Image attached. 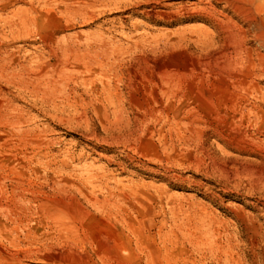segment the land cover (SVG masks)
<instances>
[{
	"label": "rangeland",
	"instance_id": "1",
	"mask_svg": "<svg viewBox=\"0 0 264 264\" xmlns=\"http://www.w3.org/2000/svg\"><path fill=\"white\" fill-rule=\"evenodd\" d=\"M213 6L0 0V264H264V78Z\"/></svg>",
	"mask_w": 264,
	"mask_h": 264
},
{
	"label": "bare ground",
	"instance_id": "2",
	"mask_svg": "<svg viewBox=\"0 0 264 264\" xmlns=\"http://www.w3.org/2000/svg\"><path fill=\"white\" fill-rule=\"evenodd\" d=\"M216 2L223 3L225 8L232 13L231 16L216 14L215 6L203 8L198 11L199 14L197 15L198 19H207L215 23L216 38L218 43L222 45L215 55L224 57L226 62H230L229 64L232 62L248 63L253 77L264 78V60H262L257 49L252 50L247 47L249 38L256 43L258 48L264 49V0H216ZM217 17H221L222 20H217ZM257 61L260 63L257 64ZM243 85L242 83L237 86V95L240 91L245 90ZM261 90L263 88H259L257 83L251 84L247 89L249 93L260 94L261 100L259 102L264 105V92L261 93ZM242 110H240V114L244 113Z\"/></svg>",
	"mask_w": 264,
	"mask_h": 264
}]
</instances>
